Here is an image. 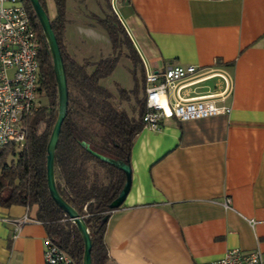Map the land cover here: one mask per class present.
<instances>
[{
  "label": "crops",
  "instance_id": "1",
  "mask_svg": "<svg viewBox=\"0 0 264 264\" xmlns=\"http://www.w3.org/2000/svg\"><path fill=\"white\" fill-rule=\"evenodd\" d=\"M115 1L68 0L75 8L68 11L64 41L74 60L73 42L83 38L106 40L112 53L95 18L105 19L112 7L145 75L171 65L221 71L228 83L214 78L182 84L179 95L223 94L218 103L232 110L194 121L171 119L137 135L132 187L106 229L110 263L204 264L231 249L264 251V0ZM46 2L50 9L55 0ZM135 85L121 86L132 91ZM178 88L169 91L170 102ZM130 101L126 111L137 118ZM25 215L35 222L15 238L12 221ZM36 217L35 206H0V264H45L48 235Z\"/></svg>",
  "mask_w": 264,
  "mask_h": 264
},
{
  "label": "trees",
  "instance_id": "2",
  "mask_svg": "<svg viewBox=\"0 0 264 264\" xmlns=\"http://www.w3.org/2000/svg\"><path fill=\"white\" fill-rule=\"evenodd\" d=\"M25 3L40 39L39 92L48 104L39 107L30 119L27 144L22 150L17 151L13 146L0 149V206L37 207L36 219L45 225L48 237L76 264H83V237L77 225L53 201L48 189L47 148L58 118L59 89L44 32L31 3L29 0ZM40 3L48 13L46 0ZM55 5L57 14L51 23L61 49L69 89L68 115L55 152L56 185L61 197L86 223L92 241V264H111L105 242L107 225L115 211L110 205L119 196L126 178L116 167L93 157L80 142L86 141L94 151L130 164L134 140L144 129L146 100L145 95L140 100L139 94L140 89L145 94V70L113 9L105 19L95 17L109 37L112 53L97 63H77L67 52L64 41L68 23L66 0H55ZM123 57L132 62L136 85L132 91L119 85L117 88L123 101H130L131 97L137 99L140 106L137 118L117 108L112 93L101 85ZM137 70H141V81L137 78ZM84 117L88 121L82 128L79 120ZM92 164L102 168L105 174L92 170Z\"/></svg>",
  "mask_w": 264,
  "mask_h": 264
},
{
  "label": "built area",
  "instance_id": "3",
  "mask_svg": "<svg viewBox=\"0 0 264 264\" xmlns=\"http://www.w3.org/2000/svg\"><path fill=\"white\" fill-rule=\"evenodd\" d=\"M40 49V39L25 0H0V149L13 146L20 151L27 144L30 119L41 107ZM214 78L228 83L223 72L196 66L171 65L163 71L146 74L144 128L157 131L171 119L187 122L230 114L231 107L218 103L219 100L223 102V94L207 93L190 98L179 95L182 88H178L179 85L202 83ZM176 87L177 99L170 102L168 93ZM223 205L231 208V199L226 198ZM32 222L35 220L28 215L12 221L15 238ZM44 262L76 264L49 237L45 240ZM204 264H264V251L231 249L222 258Z\"/></svg>",
  "mask_w": 264,
  "mask_h": 264
},
{
  "label": "water",
  "instance_id": "4",
  "mask_svg": "<svg viewBox=\"0 0 264 264\" xmlns=\"http://www.w3.org/2000/svg\"><path fill=\"white\" fill-rule=\"evenodd\" d=\"M31 3L37 19L42 27L45 38L47 40L49 51L53 59L54 72L58 84L59 89V113L56 124L54 126L50 142L48 144L47 152V181H48V189L49 193L53 199V201L66 213V216L77 225L85 244V255L83 264H92V241L90 238L89 230L86 226V223L82 216L78 214V212L70 206L60 195L57 185H56V176H55V152L58 146L61 130L63 123L68 115L69 109V89L68 82L66 76L65 65L61 53V49L56 38V35L52 28V23L50 16L42 7L40 0H29ZM81 146L86 149L88 153H90L96 159L109 164L111 166L116 167L120 171H122L125 175L126 181L125 184L117 197V199L110 205L112 210L120 209L132 187V168L130 164H127L121 160L112 159L110 157L104 156L96 151H94L90 144L86 141L80 142Z\"/></svg>",
  "mask_w": 264,
  "mask_h": 264
},
{
  "label": "rangeland",
  "instance_id": "5",
  "mask_svg": "<svg viewBox=\"0 0 264 264\" xmlns=\"http://www.w3.org/2000/svg\"><path fill=\"white\" fill-rule=\"evenodd\" d=\"M116 3H117V0L115 1V4ZM73 6L69 4L68 0H66L67 17H68V11L69 10H70L69 13L72 14L73 11H71V10H72ZM74 8H75V6H74ZM111 9H112V7H110V10H108V12L105 13V15H104L105 18L109 14H111V12L113 11V10L111 11ZM48 14L50 16V19H54L56 17L57 10H56L55 3L50 7V9H48ZM104 33H105V35H107L106 32H104ZM73 45L78 46V49L74 50V51H76V53H75L76 54V60L75 61L79 64H83V61L85 58L93 60L96 62L100 58L108 57L110 54L108 52H111V47L109 48L108 42H106V40L100 41L99 43L94 44L89 39L83 38L82 41H79V42L74 41ZM67 52H68V50H67ZM132 70H133L132 62L129 59L123 57V58H121L120 62L118 63L114 74L111 75L110 77H108L107 79L102 80V83H104V85H107V87L113 93H115L114 101H115L116 107L119 109H125L126 110L128 108V106L126 105L127 102L123 101V98H121V96L119 95L117 86L120 83L126 89V88L130 87L133 83H135L134 82L135 79H134V75L132 73ZM90 71H92V69H90ZM136 73H137L136 74L137 78L141 81V70H137ZM139 95H140V97H139L140 100H143V96L145 95L143 93V91H141V93ZM39 100H40L41 106H47L48 102H47L45 97H42L40 95ZM130 100H131L130 104L132 106L135 105L137 110H139L140 106H139V103L137 102V99L131 97ZM79 121H80L81 127L84 128L88 120H86V118L84 117V118H80ZM91 169L98 171L101 175L105 174V172L102 168L97 167L94 164H92Z\"/></svg>",
  "mask_w": 264,
  "mask_h": 264
}]
</instances>
